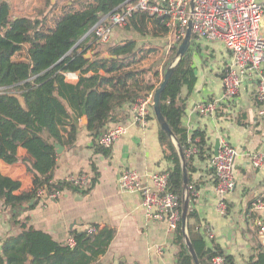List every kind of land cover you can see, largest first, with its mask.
Returning a JSON list of instances; mask_svg holds the SVG:
<instances>
[{
	"label": "trees",
	"instance_id": "1",
	"mask_svg": "<svg viewBox=\"0 0 264 264\" xmlns=\"http://www.w3.org/2000/svg\"><path fill=\"white\" fill-rule=\"evenodd\" d=\"M80 7H66L67 11L55 19L54 6L41 19L20 17L12 19L11 5L0 1V164L24 162L32 175L33 187L18 195L21 183L2 175L0 170V200L12 212V220L20 225L18 235L8 236L0 249V264H96L115 238L113 230H100L92 226L89 230L74 231L75 245L58 243L43 231L27 225L30 218L20 220L23 213L34 210L39 202L38 191L46 188L49 193L70 190L88 194L97 179L91 180L88 189L70 181H53L57 168L56 145L72 147L78 135L73 115L87 117V129L96 138L111 129V125L125 120L120 111L123 102L111 107L116 95L125 93L124 102L130 103L142 96L139 90H132L146 83L143 71L135 69L144 57L137 40L115 41L103 44L92 29L104 17L121 12L131 0H79ZM155 3V2H154ZM52 21L51 26L49 21ZM125 31L143 37L166 38L170 29L163 19L146 13L136 12L126 18ZM118 27V26H117ZM115 27L113 34L115 32ZM193 37L190 50L181 59L161 94V112L175 140L159 130V141L164 158L173 164L170 170V190L180 197L181 213L185 194L183 166L178 146L183 151L191 144L199 147V156L206 154V135L195 131L191 137L183 125L187 111L183 90L192 93L198 82L194 57L196 50ZM106 46L103 49L101 46ZM28 46L27 58L19 61L15 56ZM156 50V49H155ZM175 54L178 46L173 48ZM91 54V58L86 56ZM198 54V51H197ZM169 59L164 76L172 62ZM79 73L77 83H68L65 74ZM159 77V73H156ZM163 81V80H162ZM150 91H156L159 84ZM155 118V112L152 116ZM199 138V142L197 139ZM24 148L35 162L22 160L18 154ZM98 151L107 149L96 147ZM107 155L108 152L106 151ZM192 159L187 160L188 172L193 170ZM190 181V180H189ZM190 208L187 233L197 253L200 264H214L222 256L225 264H235V258L227 255L223 248L214 243L212 247L193 221L199 222L192 210V195L189 189ZM248 212V224L253 232L256 254L246 264H264V246L260 243L256 214ZM173 244L178 248L176 264H195L185 243L182 220L174 233Z\"/></svg>",
	"mask_w": 264,
	"mask_h": 264
},
{
	"label": "crops",
	"instance_id": "2",
	"mask_svg": "<svg viewBox=\"0 0 264 264\" xmlns=\"http://www.w3.org/2000/svg\"><path fill=\"white\" fill-rule=\"evenodd\" d=\"M0 1H7L11 5L14 20L20 17L41 19L50 13L53 6L55 8L51 14L56 19L67 11L66 7H80L79 0ZM258 1L264 6V0ZM49 24L53 26L51 20ZM196 45L198 54H195L194 62L198 82L192 93L189 94L186 89L182 93L187 103L182 123L189 137L195 131H201L205 133L207 142L204 159L194 157L193 170L189 172L191 208L199 217V222L194 220L193 224L201 230L208 228L211 231L212 238L208 239L210 247L218 243L227 255L235 258V264H246L256 254L247 211L251 204L264 199V117L259 115L261 105L256 100L254 80L246 82L241 89L235 119L224 122L198 115L196 106L200 102L222 97L224 68L231 56L220 43ZM28 48L25 46L23 52L15 56V60L26 59ZM153 86L156 87L155 81L146 82L132 90L150 95L155 92L150 91ZM125 98L124 92L116 95L111 107L123 102L120 108L116 107V111L125 117L121 124L127 127V133L110 149L98 151L95 139L87 129L86 117L77 118L73 115L78 127L76 143L72 147L62 146L57 155L53 181L87 175L88 182L82 189H88L91 180L97 179L92 190L85 195L65 190L56 200L39 197L37 207L23 213L20 220L30 218L27 225L51 235L58 243H68L74 231L83 232L92 226H98L100 230H113L115 238L96 264H176L178 248L173 244L175 232L169 231L165 222L148 220L142 195L125 192L119 185V179L127 169L136 170L142 180L148 183L150 175L173 168V164L164 158L156 117H151L146 127L134 123L132 106L136 99L127 103L124 102ZM223 137L238 150L236 188L225 197V213L219 210L220 197L215 191L217 180L210 169L216 142ZM18 154L28 163L35 162V158L24 148H20ZM259 156L263 158V164L255 167L253 160ZM0 170L3 176L21 183L16 195L33 187L32 175L27 172L24 162L13 165L1 162ZM259 216L264 219V212ZM20 232V225L12 220V212L0 200V249L6 237ZM260 243L264 246V238L260 237ZM158 247L164 251L163 255L158 254Z\"/></svg>",
	"mask_w": 264,
	"mask_h": 264
},
{
	"label": "built area",
	"instance_id": "3",
	"mask_svg": "<svg viewBox=\"0 0 264 264\" xmlns=\"http://www.w3.org/2000/svg\"><path fill=\"white\" fill-rule=\"evenodd\" d=\"M192 0H131L121 12L104 17L92 32L99 41L108 44L115 27H122L126 18L133 13H146L154 18L163 19L170 29V35L177 46L187 35L189 19H193V37L195 43L202 41L218 42L230 53L231 60L224 68V92L221 98L202 101L196 106L200 117L215 121H230L238 115L237 99L243 85L253 81L256 84V100L261 105L259 115L264 117V6L258 0H195L191 11ZM155 2V3H154ZM68 83H75L80 74H65ZM3 89H0V93ZM153 96L142 95L132 106L134 123L146 127L153 110ZM127 133V127L119 124L95 140V146L110 149ZM199 142V138L197 139ZM217 155H213L210 169L213 170L217 184L216 193L220 197L219 210L227 211L225 197L236 188L235 168L238 150L227 138H221ZM186 160L199 156V147L191 144L184 151ZM255 167H261L263 158L253 160ZM170 170L161 171L149 176L148 183L142 180L136 170L127 169L119 179V185L125 192L140 193L148 220L165 222L169 231L175 232L182 220L180 197L170 190ZM75 185L85 186L87 175L68 179ZM145 182V183H144ZM61 192L49 193L46 188L38 191L44 200H56ZM250 212L259 216L264 212V199L257 200ZM258 234L264 238V219L257 218ZM201 229V228H198ZM94 232L95 229H88ZM207 239H211V231L203 229ZM68 244L74 246L72 238ZM157 252L163 255L161 247ZM214 264H225L222 256L213 260Z\"/></svg>",
	"mask_w": 264,
	"mask_h": 264
},
{
	"label": "water",
	"instance_id": "4",
	"mask_svg": "<svg viewBox=\"0 0 264 264\" xmlns=\"http://www.w3.org/2000/svg\"><path fill=\"white\" fill-rule=\"evenodd\" d=\"M194 5H195V0H192L191 1V11H193ZM192 40H193V19H192V17H190L187 35L178 47V52H177V56H176L177 61L172 63L171 66L168 68V70L164 76L163 82L160 84L159 88H157V90L154 92V96H153V110L155 112V116H156V119H157V122L159 125V129L162 130L163 132H165L169 137L174 139L176 144H177V142L175 140L174 134H173L172 130L170 129L168 123L166 122L165 118L162 115L160 98H161V94L165 90V87L167 86V84H168V82H169V80H170V78H171V76L175 70L177 63L181 59H183L185 57L186 53L190 50L191 45H192ZM86 58L87 59L91 58V55L88 54L86 56ZM85 120L88 122L87 117ZM56 148H57V154H59L60 150L63 147L61 145H56ZM219 148H220V141H217L216 146H215V151H214L215 155L218 154ZM178 150H179V155H180L182 166H183V175H184V184H185V194H184V200H183V204H182V230H183L184 235H185V243L188 247V250H189L191 256L194 259L195 264H200L197 253L194 250L193 245H192V243L189 239L188 233H187L188 212H189V208H190L189 172H188L187 165H186L187 160H186L183 149L178 146Z\"/></svg>",
	"mask_w": 264,
	"mask_h": 264
},
{
	"label": "rangeland",
	"instance_id": "5",
	"mask_svg": "<svg viewBox=\"0 0 264 264\" xmlns=\"http://www.w3.org/2000/svg\"><path fill=\"white\" fill-rule=\"evenodd\" d=\"M124 28L125 26L117 27L115 29L114 32L115 36L112 35L110 44L115 43V41L120 42L130 39L137 40L139 46H141V48L144 50L143 56L141 55V57L144 58L141 61V63L135 67V69L144 72L143 75L145 76V80L147 83H151L152 81H155V83L157 84L158 81L164 80L165 67L169 59L173 58L172 62L170 63V66L172 63L177 61L176 60L177 53L175 54L173 50V48L177 45L173 41L172 36L169 35L168 37L163 39L153 38L150 36L143 37L133 32H127L125 31ZM200 43H202V45H212L213 43H218V42L202 41ZM106 46L108 45H103L101 47L105 49ZM193 47L198 49V46L196 44ZM195 54H197V52ZM157 72L161 74V76L158 78L156 77Z\"/></svg>",
	"mask_w": 264,
	"mask_h": 264
}]
</instances>
